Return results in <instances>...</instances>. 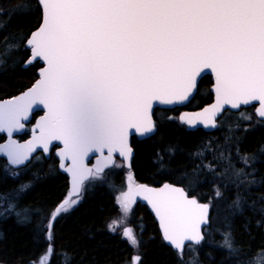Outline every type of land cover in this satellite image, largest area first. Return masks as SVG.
<instances>
[{"label":"snow or ice","instance_id":"snow-or-ice-1","mask_svg":"<svg viewBox=\"0 0 264 264\" xmlns=\"http://www.w3.org/2000/svg\"><path fill=\"white\" fill-rule=\"evenodd\" d=\"M43 17L27 45L31 63L39 58L47 66L40 79L22 97L0 103V130L23 128L33 105L47 112L38 124L40 135L27 145L11 141L0 145L16 164L27 159L37 142L47 149L63 141L61 155L70 157L73 190L79 193L88 177L103 179L114 164L113 153L130 156L129 129L149 133L153 100L186 101L197 88L201 69L216 74L217 103L195 119L212 120L224 104L239 107L258 100L264 118V0H38ZM12 44L6 41L5 54ZM187 123L193 117H184ZM94 169L84 164L93 150L103 153ZM247 163V158H245ZM144 194L163 228L164 238L182 257L185 241L199 243L198 224L207 205L189 198L183 188L164 184L159 189L129 186L122 193V211H129L134 195ZM216 195L221 193L217 190ZM121 198L118 197V202ZM78 199L66 198L51 213L54 220L68 212ZM238 206L239 200L235 202ZM110 230L111 229V226ZM123 236L134 248L139 241L131 229ZM224 246L236 252L231 234ZM51 244L39 264H47ZM264 259L258 254L255 264ZM140 257H133L138 264ZM30 264H37L36 261ZM248 264H254L249 261Z\"/></svg>","mask_w":264,"mask_h":264},{"label":"trees","instance_id":"trees-1","mask_svg":"<svg viewBox=\"0 0 264 264\" xmlns=\"http://www.w3.org/2000/svg\"><path fill=\"white\" fill-rule=\"evenodd\" d=\"M41 17L37 0H0V99L22 92L38 77L39 62L27 68L23 64L29 56L25 41ZM6 41L13 45L7 54ZM211 84L209 75L202 77L187 106L154 111V135L132 138L131 173L137 182L178 184L211 205L210 224L200 244L187 245L181 257L164 243L145 205L134 202L129 211H122L117 193L129 170L120 159L103 179L95 178V186L86 184L78 203L54 220L48 240L51 213L66 189L57 160L36 155L25 167L13 169L0 157V264H39L49 244L53 252L47 264H133L137 255L138 264H255L264 251V121L253 105L225 111L214 131L187 130L178 121L179 112L208 103ZM243 111L250 119L238 123L234 118ZM227 114L231 121L223 125ZM26 136L27 131L20 138ZM3 139L0 135V142ZM32 182L35 188L22 198ZM126 228L138 247L123 236ZM229 233L236 252L224 246Z\"/></svg>","mask_w":264,"mask_h":264},{"label":"water","instance_id":"water-1","mask_svg":"<svg viewBox=\"0 0 264 264\" xmlns=\"http://www.w3.org/2000/svg\"><path fill=\"white\" fill-rule=\"evenodd\" d=\"M37 2H38V0H37ZM39 6H40V9H41V12H42L41 5L39 4ZM42 17H43V12H42ZM42 17H41L40 23L42 22ZM39 26H40V24L29 34V36L27 37V39L25 41V46H26V48L29 49V56L27 57V59L25 60V62L23 64V67L27 68L28 66L34 64L35 62H39L41 64V67H39L38 70H37L38 77L34 80V82L28 88H26L22 92H20L18 94H15L13 96L0 99V103H6V102L12 101V100H14L16 98L22 97L25 93H27L33 87V85L36 83V81H38L41 78L39 73H40V70L42 68H45L47 66L45 61H43L42 59L37 58V59L33 60L31 63H27L26 64V61H28L31 58V56H32L31 48H30L29 45H27V40L31 37V34L39 28ZM206 75H209L211 77V80H212V84L210 86V92L212 93V99L208 103L202 105L201 107H198L196 109H185V110H182L178 114L179 123L185 125L187 130L193 131V130H197V129H202L205 132L214 131L217 128V126H218V119L221 117L223 112H225L226 110H230V111H234L235 112V111H238L241 107H247V106H251V105H255L254 113L257 116V118L260 119L261 121H264V118L260 117L258 115V112H257V110L260 108V102L258 100L250 101L248 104L240 103L239 107H233L231 104H224V105L220 106L217 109L216 113L212 117V120L214 121L215 126H210V125L206 124L205 121L202 118L201 119H195L197 117V115L203 113L206 108H210L212 105L217 103L216 74H215V72L212 71L211 68H204V69H201L200 74L197 76V88L194 90V92L192 94H190L188 100H186V101H174L172 103H166L163 100H153L151 102V107L148 110L149 117H150V122H149V125H146V126H151L152 127V131L149 132V133H142V132L136 131L134 128L133 129H129L128 130V134H127V145L131 149V155L130 156H122V155H120L119 151L117 150L115 153H113L114 164H115L116 158H119V159H121L123 161L124 167L126 169H128V170L131 169L132 160H133V156H134V149H133V146H132V138L134 137L137 140H144V139H147V138H149V137H151L152 135L155 134V132L157 130L156 120L154 118L155 109H157V108H159V109H173V108H176V107H185V106H187L193 100V98H194V96H195V94L197 92L198 84H199L201 78L206 76ZM37 112H39L40 114L35 118L34 122L30 125L28 136L25 137V138H20V136L25 131L26 124H28L31 121L33 114H35ZM46 112H47V109L44 107V105H42V104L39 105V106L33 105L32 110L27 114V118L26 119L22 118L21 121H20L21 124L24 125L23 128L13 129L11 135H9L7 130H0V135H4V137H5L4 140L0 142V145L8 146L11 141H15L19 145H27L30 141H33L35 137L40 135L38 124L40 123L41 118L45 116ZM184 117H193L194 118V122L192 124H189V123H187L186 119H182ZM54 145H57V148H56L54 154H55V156H56V158L58 160V169H59L60 172L65 173L69 177L68 194L63 200H61L57 204V206H58L66 198L71 199L73 197L79 196L81 194V191H82L83 183L87 179L90 178V177H88L86 180L83 181V183H82V185L80 187V191H79L78 194L74 193V190H73V174H72L71 171H69V169L72 167V160H71L70 157H65V156L61 155V152H62V150L64 148L63 141H61V140H53V141H51L48 144L47 149H45L43 144L37 142L35 144V146L33 147L32 151L27 153V159H25L20 164L13 163L12 162V158L9 156L7 151H0V157L5 159L6 163L11 168L19 169V168H22V167L26 166L38 152H41L47 158L49 156L50 151H51V149H52V147ZM108 154L109 153H108L107 149H104L103 153H101L98 150H93L92 152H89L87 154V156L84 157V164H85L86 167L94 169L96 167V165H97V162L101 159V157L102 156L103 157H107ZM92 158H93V162L89 164V161ZM113 165L104 168L103 172L105 170L113 167ZM164 184H169V185H173V186H176V187L183 188L182 186L177 185V184H173L171 182H163V183H161L159 185H151V184H147V183H138L135 186L142 185V186H147L149 188L159 189ZM185 192L187 193L186 190H185ZM187 195H188V193H187ZM188 197L189 198H195L199 204L207 205L208 207H207V212L205 214L204 220L198 224V231H199L200 235L203 237V239L200 240L199 243H196L195 241H185V245H184L182 251L189 244L190 245L200 244L204 240V230H205L206 227H208V225L210 223V213H211L210 204L208 202L199 201V199H197L195 196L188 195ZM133 198H134L135 201H137V202H139V203H141V204H143V205H145L147 207V209L149 210V212L151 213V215L153 216L154 220L157 223L159 233H160L164 243L166 245H168L174 251L178 252V250L175 249L170 244V242L167 241L164 238L163 228L161 226L160 219L156 215L155 210L152 208V206L149 203V201L145 198V195L144 194H136V195H134ZM48 225H49V223H48ZM47 238L49 240V228L47 229Z\"/></svg>","mask_w":264,"mask_h":264},{"label":"rangeland","instance_id":"rangeland-1","mask_svg":"<svg viewBox=\"0 0 264 264\" xmlns=\"http://www.w3.org/2000/svg\"><path fill=\"white\" fill-rule=\"evenodd\" d=\"M237 112H240V110L237 111ZM229 117H232V115L231 114H227L222 119L223 120V125L224 124L227 125L231 121ZM234 119L238 120L239 121L238 123H240L241 121L242 122H244V121L247 122L250 119V116L247 114L246 111H243L241 114H239ZM132 175L133 174H131L129 171L127 173H125V176H124V186L122 188H120L118 190V193H117V202H118V197L121 198L120 202H118V204H119V206H120L121 209H122V204H123L122 193L127 192L129 186H133L134 187L135 184H136V182H137ZM35 183L32 182V183H29L27 185L26 189L22 192V194H23V197L22 198H25V197L27 198V197L30 196V191H32L35 188ZM76 199H78V201H79L80 200V197L79 198H76ZM134 202H135L134 199H132V201H129L128 202V207L130 208L132 206V204H134ZM29 206H32V205H29Z\"/></svg>","mask_w":264,"mask_h":264},{"label":"flooded vegetation","instance_id":"flooded-vegetation-1","mask_svg":"<svg viewBox=\"0 0 264 264\" xmlns=\"http://www.w3.org/2000/svg\"><path fill=\"white\" fill-rule=\"evenodd\" d=\"M249 107H251V106H249ZM242 109V108H241ZM240 109V110H241ZM183 110H185V109H183ZM40 114V113H39ZM39 114H37V116L39 115ZM36 116V117H37ZM35 117V118H36ZM35 118H34V120H35ZM34 120L32 121V119H31V121L29 122V128L28 129H26L24 132H26L27 131V135H28V133H29V129H30V125L34 122ZM56 148H57V145H54L53 147H52V149H51V151H50V154H49V156L47 157V159H50L52 156H54L55 157V159L57 160V158H56V156H55V154H54V152H55V150H56ZM36 155H43L41 152H39V153H37ZM35 155V156H36ZM93 162V158L89 161V164L90 163H92ZM57 169H58V160H57ZM58 171H59V169H58ZM60 172V171H59ZM129 172L131 173V169L129 170ZM60 173H62V172H60ZM64 176H65V178H66V189H65V195H64V198L67 196V194H68V188H69V177L65 174V173H62ZM132 174V173H131ZM133 176V175H132ZM134 177V176H133ZM91 184V185H94L95 186V178H93V177H90L89 179H87L84 183H83V186H82V192H83V190H84V187L86 186V184ZM137 183V182H136ZM81 195H82V193H81ZM81 195H79L78 197H73V198H71V199H76V198H79ZM63 198V199H64ZM57 206V205H56ZM55 206V207H56ZM55 209V208H54ZM54 209H53V211H54ZM52 211V212H53Z\"/></svg>","mask_w":264,"mask_h":264}]
</instances>
